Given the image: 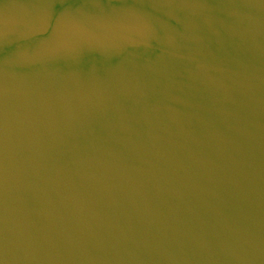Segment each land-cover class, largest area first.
<instances>
[{"label":"water","instance_id":"obj_1","mask_svg":"<svg viewBox=\"0 0 264 264\" xmlns=\"http://www.w3.org/2000/svg\"><path fill=\"white\" fill-rule=\"evenodd\" d=\"M0 264H264V0H0Z\"/></svg>","mask_w":264,"mask_h":264}]
</instances>
